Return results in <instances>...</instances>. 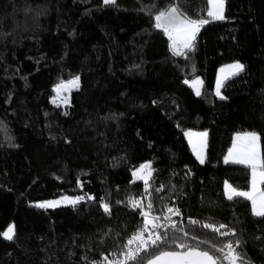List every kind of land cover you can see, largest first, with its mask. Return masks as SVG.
I'll return each mask as SVG.
<instances>
[{"label": "trees", "instance_id": "1", "mask_svg": "<svg viewBox=\"0 0 264 264\" xmlns=\"http://www.w3.org/2000/svg\"><path fill=\"white\" fill-rule=\"evenodd\" d=\"M224 1L218 21L208 0H0V264H139L125 253L141 230L169 233L148 241L144 261L190 248L222 257L239 240L242 264H264V217L246 197L228 199V185L250 191L251 168L225 163L241 133L260 136L264 159V0ZM174 6L209 20L184 55L155 27ZM237 62L244 71L219 98L218 72ZM76 77L70 105L54 104L55 86ZM199 77L198 96L185 81ZM204 130L201 163L186 132ZM147 163L145 184L133 173ZM64 196L84 199L37 206Z\"/></svg>", "mask_w": 264, "mask_h": 264}, {"label": "snow or ice", "instance_id": "2", "mask_svg": "<svg viewBox=\"0 0 264 264\" xmlns=\"http://www.w3.org/2000/svg\"><path fill=\"white\" fill-rule=\"evenodd\" d=\"M105 4H115V0H103ZM208 3L211 5V9L208 11L207 15L216 19V20H222L224 19L223 16V5L224 0H208ZM155 27L163 29V31L168 35L169 39L171 40V48L173 51V54L175 55H184L183 49L188 50H194V42L196 39V36L198 32L200 31L201 27L203 25H206L209 23V20L207 19H191L187 16H184L180 11L178 6H174L171 9L160 12L158 15L155 16ZM244 70V65L237 62L234 64L227 65L224 69H221V72H227L228 75L234 76L238 75L240 72ZM228 77L225 76V79ZM79 81V78L77 77L75 80L70 81L69 83L72 85H77ZM185 83H189L188 81H185ZM193 85H201L203 84L202 81L196 80L192 82ZM67 85L60 84L57 86V92L59 93L60 89L66 88ZM220 87L221 82H217V88H216V95L221 96L220 93ZM201 90L199 87L196 88V95H200ZM223 99L224 97L221 96ZM55 103V100L53 101ZM189 136L192 135H199V136H206L207 133H199V134H193L188 133ZM260 137L256 133H245L243 136H238V141H244L245 145L242 150L241 155L233 156V152L230 151L228 154V157L225 159V162L227 163L229 158L232 159V162L239 163V164H246L251 168L252 171V181H253V187L255 188L257 177H259L260 182L264 183V159L260 158L259 152L257 150V144ZM236 146H234L235 149ZM195 151V148H194ZM198 158H200V162L203 163V157L200 155V153H197ZM150 163L143 164L139 167V169L133 173L134 176L138 180H143L145 184H147V180L143 175L140 173L144 171V169L150 168ZM228 188L230 189V195L228 196V199H233L234 196L237 197H246L252 202V212L254 215L258 217H264V192L260 193L259 199L255 198L251 193L249 192H243L238 191L236 188L232 187L231 185H228ZM158 191L161 189H157ZM64 201H67L70 204H76L79 201L83 200V196H78L75 198H70L68 196H64L62 198ZM60 201H50L45 202L37 205L41 208H50L58 206ZM132 206L134 208L141 207L138 201L133 200ZM104 211L110 212V208L108 204H104ZM147 208L151 210L153 208V205L151 202L147 204ZM167 213H175L176 215H179V209H173L171 207L167 208ZM141 215L147 216V212H141ZM159 217H153V220H157ZM164 219L168 220L170 217L165 216ZM148 224H152V227L155 228H161L164 227L161 224H155L152 223V221H146ZM195 223V221H193ZM175 227V225H172ZM206 227H212L211 225H206ZM226 225H221L220 228H226ZM220 228H216L215 231L220 232ZM235 235V232L232 231L229 233L228 231L220 232L221 236H227V235ZM3 237L7 240H12L14 237V225L7 228L6 231L2 233ZM153 235L155 238H153ZM168 235L169 233L167 230L162 234L160 232H154L149 233L148 240H143L144 232L141 230L138 234L133 235L131 239L128 240V245H132L134 241H139V244L137 245V248L135 251L133 249L128 248V251L125 253V261L133 260L138 261L139 264H158L159 261L164 260L165 258H171L169 264H223V260H227L228 264H242V257L240 253L236 251V248L239 247L240 241L237 240L235 243L229 242L224 247H221L217 249L220 253H222V257L215 256L214 254H211L210 251L206 250H197L195 248H190L186 252H177V251H164L162 254L155 256L154 259H150L147 261H144L139 253L140 251H146L147 250V244L148 241L151 242L154 246H159L160 244L166 243L168 241ZM195 239V237H193ZM175 241H173L174 243ZM204 243H207L206 241ZM180 247L187 248L188 246L185 244H181ZM213 247H215L213 245ZM225 248L227 251H225ZM103 261H106L107 264H111V261H108V258L105 256L103 258Z\"/></svg>", "mask_w": 264, "mask_h": 264}, {"label": "rangeland", "instance_id": "3", "mask_svg": "<svg viewBox=\"0 0 264 264\" xmlns=\"http://www.w3.org/2000/svg\"><path fill=\"white\" fill-rule=\"evenodd\" d=\"M210 9H211V5H210ZM223 16H225V1H224V5H223ZM210 17V16H209ZM211 19H214V18H212V17H210ZM214 20H216V19H214ZM223 20V19H222ZM218 21H221V20H218ZM204 26V25H203ZM202 26V27H203ZM201 27V28H202ZM200 31H201V29H200ZM200 31L198 32V34H197V36H196V39H195V42H196V40H197V37L199 36V34H200ZM167 37H168V35H167ZM169 38V37H168ZM170 40V39H169ZM195 42H194V44H195ZM172 42H171V40H170V44H171ZM171 50H172V48H171ZM183 51H184V53L186 52V51H188V49H183ZM173 52V51H172ZM232 64H234V63H232ZM230 65V64H229ZM227 66V65H226ZM226 66H223L221 69H224ZM221 69L219 70V72H218V75H217V80H216V86H215V89L217 88V82L218 81H220L221 82V87H220V93H221V96H223L222 95V89H223V86H224V84H225V82L228 80V79H230V78H232V77H234V76H236V75H234V76H231V75H228V73L227 72H224V73H222L221 72ZM244 71V70H243ZM242 71V72H243ZM242 72H240V73H242ZM239 73V74H240ZM225 76H227L228 78L227 79H225ZM77 78V77H76ZM76 78H73V79H71V80H69V81H65V82H62L63 84H65V85H67V87L66 88H62V89H60V91H59V93L57 92V86L58 85H60V84H62V83H60V84H58L57 86H55V88H54V96H53V98H52V102L55 100V103L54 104H56V105H59V106H62V107H67V106H69L70 105V103H71V95H72V93L74 92V91H76V90H78L79 89V87H80V78H79V81H78V84L77 85H72V84H70L69 82L70 81H73V80H75ZM196 80H200V81H202V79L199 77V78H197V79H194V80H192V81H189V83H187L195 92H196V88L197 87H199L200 88V90L202 89V86L201 85H199V84H197V85H193V81H196ZM218 96V95H217ZM221 96H218L219 98H221ZM188 133H193V134H199V133H207V135L206 136H199V135H192V136H189L188 135ZM245 133H241V134H238L237 136H236V139H237V137L238 136H243ZM258 135V134H257ZM259 136V135H258ZM260 137V136H259ZM186 138L188 139V141L190 142V144H191V146H192V149H193V151H194V148H195V151H194V153H195V156L197 157V159L200 161V158H198V155H197V153L199 152L200 153V155L203 157V160L205 161V155H206V150H207V144H208V139H209V131L208 130H204V131H187L186 132ZM244 145H245V142H244V144L242 143H240L239 145H238V148L237 149H240L241 150V152H239L238 153V155H241L242 154V150H243V148H244ZM257 150H258V152H259V155H260V158L262 159V156H261V139H259V141H258V144H257ZM227 158V157H226ZM204 163V162H203ZM226 163V162H225ZM228 163H234V162H232V159L231 158H229V160H228V162H227V164ZM137 171V170H136ZM135 171V172H136ZM141 175H143L144 177H145V179L147 180V182L151 179V177H152V171L149 169V168H147V169H144V171L143 172H141L140 173ZM134 176V175H133ZM134 179L135 180H138L137 178H136V176H134ZM259 178L257 177V180H258ZM141 181H143V180H141ZM144 182V181H143ZM256 192H257V195H259L260 196V193L261 192H263L262 190H261V186H259V184L257 183V181H256V185H255V188L253 187V183H252V193L251 194H254V195H256ZM228 195H230L229 193H228ZM259 196H257L256 198L257 199H259L258 197ZM70 198H75V197H70ZM51 201H60V203H59V205L58 206H55V207H50V208H47V209H56V208H61V207H66V206H72V205H75V204H70V203H68L67 201H64L62 198L61 199H57V200H51ZM82 201V200H81ZM45 202H50V201H44V202H40V203H37L38 205L39 204H41V203H45ZM80 202V201H79ZM78 202V203H79ZM77 204V203H76ZM11 226H13V225H11ZM14 237H15V228H14ZM14 237H13V239H14ZM6 239V238H5ZM12 239V240H13ZM7 240V239H6ZM12 240H9V241H12Z\"/></svg>", "mask_w": 264, "mask_h": 264}, {"label": "crops", "instance_id": "4", "mask_svg": "<svg viewBox=\"0 0 264 264\" xmlns=\"http://www.w3.org/2000/svg\"><path fill=\"white\" fill-rule=\"evenodd\" d=\"M244 144V141H238L237 139H236V137H235V141H234V144H233V147H232V149L230 150V151H232L233 152V156L235 157V156H237L238 155V153L239 152H241V150L240 149H237L238 148V145L239 144ZM234 146H236L235 147V149H234ZM243 165H246V164H243ZM246 166H248V165H246ZM249 167V166H248ZM259 178V177H258ZM252 183H253V181L251 180V188H250V191H249V193H252ZM257 183L259 184V186H261L263 183H261L260 182V179H258L257 180ZM227 191H228V193L229 194H231L230 193V189L227 187ZM255 198L257 197V196H259V195H257V192H256V195H254V194H252ZM259 198V197H258Z\"/></svg>", "mask_w": 264, "mask_h": 264}, {"label": "built area", "instance_id": "5", "mask_svg": "<svg viewBox=\"0 0 264 264\" xmlns=\"http://www.w3.org/2000/svg\"><path fill=\"white\" fill-rule=\"evenodd\" d=\"M143 240L147 241V239H143ZM138 244H139V241L135 242L131 249H133V251H135ZM148 245H149V242H148L147 246Z\"/></svg>", "mask_w": 264, "mask_h": 264}, {"label": "water", "instance_id": "6", "mask_svg": "<svg viewBox=\"0 0 264 264\" xmlns=\"http://www.w3.org/2000/svg\"><path fill=\"white\" fill-rule=\"evenodd\" d=\"M171 258H165L162 261H159L158 264H161L162 262H166V264H169Z\"/></svg>", "mask_w": 264, "mask_h": 264}]
</instances>
